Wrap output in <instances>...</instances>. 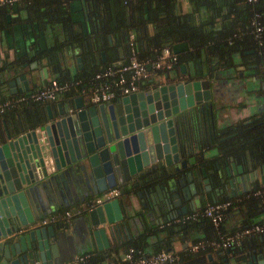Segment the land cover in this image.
I'll return each mask as SVG.
<instances>
[{"label": "water", "instance_id": "water-1", "mask_svg": "<svg viewBox=\"0 0 264 264\" xmlns=\"http://www.w3.org/2000/svg\"><path fill=\"white\" fill-rule=\"evenodd\" d=\"M37 52L31 47L22 54L32 56ZM72 53L66 49L59 53V63H66ZM99 54L104 60V51ZM2 60L0 75L4 78L26 65L25 61L16 63L15 57ZM52 60L51 71L56 72L58 61L54 56ZM75 61L80 67L79 55ZM49 62L47 56L30 61L27 74L34 85L37 78H47ZM15 76L8 84L20 79L22 87L17 90H28L26 75ZM220 78L205 67L197 69L192 64L185 70L180 64L179 73H165L162 81L149 79L146 88L116 100L84 104L78 95L68 104L56 101L55 109L45 103L41 114L29 122L18 121L9 127L3 124L0 264H68L92 240L97 250H103L111 243L129 238L131 232L137 234L146 220L142 214L147 217L150 213L143 212L145 203L141 198L139 204L130 196L128 188L139 181L156 180L145 192L150 209L156 213L166 210L168 218L173 216L171 207H176L177 213L185 212L187 208L181 198H189L187 189L193 187L195 174L189 164H196V159L189 161L183 154L187 142L197 143L206 134L207 126L210 132L219 126L222 108L219 110L216 104V91ZM231 79L223 78L226 87L232 83ZM230 148L234 147L221 151L212 146L203 159L216 157L212 165L217 176L222 173L229 176L231 170L238 173L242 184L245 150L238 154V159H242L239 164L230 162L229 166L228 159L237 155V152L225 155ZM255 152L262 153L259 147ZM259 159L260 156L254 158L252 167L264 184V163H258ZM158 160L159 171L149 172L147 168L154 169ZM219 160L227 163L220 165ZM203 170L201 167L202 175ZM119 184L128 191L125 195L100 202L57 223L41 222L60 206L86 200ZM258 238L261 240L260 235ZM224 252L227 257L224 254L220 264H264V244L241 251L226 248Z\"/></svg>", "mask_w": 264, "mask_h": 264}, {"label": "trees", "instance_id": "trees-1", "mask_svg": "<svg viewBox=\"0 0 264 264\" xmlns=\"http://www.w3.org/2000/svg\"><path fill=\"white\" fill-rule=\"evenodd\" d=\"M84 26L78 28L71 18L68 7L69 0H17L10 4L0 5V27L6 23L5 11L15 8L22 2L28 11L30 24L35 25L46 41L42 49H38L29 58L47 56L53 63V56L58 61L59 68L51 71V77L58 82L79 79L77 85H70L59 95L61 102L71 103L80 92L93 73L101 66L111 63H123L128 54V32L134 34L135 49L138 58H155L164 46L170 48L175 55L176 66L183 60L199 59L206 71L233 66V55L238 53L241 58L263 67L264 65V0H82ZM183 3L186 6L183 8ZM256 26L260 29L256 30ZM182 45L181 47H178ZM126 48V53L123 51ZM78 48V55L86 61L81 68H75L74 73L68 69L59 73L61 68L58 54ZM179 48V49H178ZM104 51L105 59L101 60L99 51ZM28 57V56H26ZM26 58V59H29ZM65 67L67 62L63 63ZM255 69V68H254ZM165 71V70H164ZM163 71V72H164ZM62 72V71H60ZM66 72V73H65ZM162 72V73H163ZM167 72V71H166ZM38 85V87H40ZM37 87V88H38ZM15 96V95H14ZM17 97V96H15ZM13 95L0 98L14 99ZM46 100H25L15 102L0 110V120L12 114L20 116L19 121L29 122L41 114L40 105ZM14 124L18 122L17 118ZM13 125V124H12ZM264 127L252 135L254 151L264 152ZM242 137H246L242 134ZM241 137V138H242ZM240 138V139H241ZM226 144V145H225ZM220 146L221 143H220ZM223 146L234 147L238 153L243 147L235 139ZM264 184L254 185L251 189L235 197L220 198L215 201L229 200L230 206L226 216L218 223V233L209 218L201 213L208 201L196 211V216L183 221H166L145 227L144 232L137 233L123 246L140 249L144 253L160 249L172 251L175 256L173 262L187 258V264L195 263L193 255L203 256L205 251L226 254V248L206 246L198 252L188 250L176 255L172 250L174 240L187 239L189 243L199 240L216 238L217 234L228 235L243 226L257 223L261 225L260 233L244 235L237 243L228 248L245 250L251 246L264 244V192L252 193L255 189H262ZM232 210H241V219L228 225ZM228 225V226H227ZM258 235L262 236L259 240ZM259 243V244H258ZM117 245L106 251L83 252L82 259L77 264H103V259L109 252L116 250ZM111 250V251H110ZM222 251L219 252V251ZM122 252V253H123ZM119 255L114 261L121 259ZM205 256V255H204ZM205 258V257H204ZM171 264V263H170ZM207 264H212L211 261Z\"/></svg>", "mask_w": 264, "mask_h": 264}, {"label": "crops", "instance_id": "crops-1", "mask_svg": "<svg viewBox=\"0 0 264 264\" xmlns=\"http://www.w3.org/2000/svg\"><path fill=\"white\" fill-rule=\"evenodd\" d=\"M82 2H83L82 0H69V2H68L70 16L76 22V26H78V28L84 26L83 25L84 24V22H83L84 9H83ZM185 6H186V4L183 3V8ZM27 17H28V11L26 10V8L24 7L22 2L17 3L15 8H9L5 11L6 23L4 25H2V27L0 28L1 29L0 30V59H2V58L11 59V58L15 57L16 60L19 58L21 60H23L22 58L24 57V55L22 54V51L25 50L26 48L28 49V48L34 47L36 49H42L44 47V44L46 41L42 37L41 32L37 31L35 25H32V24H30V22H28L29 20L27 19ZM181 46L182 45H179L178 47H181ZM72 50H73V53L70 56H67V58H66L67 66L65 67V64H60L61 68L59 69V73H63L64 70H66V69H68V71L70 73H74L75 68H81L84 66V64H86V61L85 62L82 61L81 60L82 58L80 57V64L81 65L79 67L77 65V61H75V56L78 55V53H79L78 48H74ZM123 51L126 53L125 47H123ZM100 58H101V56H100ZM20 59H19V62H20ZM240 59H241V63H244V64L250 62L247 58H241L238 53H235L233 55V63H234L233 66L213 70V71H215V74L217 73L218 75H221L222 76L221 78H225V77L232 78L231 79L232 83L229 85V87H230L229 90L231 92L232 98H230L228 95L229 98H228V101H226V103H225L224 109L222 111V115H220L218 118L221 120L219 123V133H221L222 138L224 135H226L227 131L232 132L235 129L236 125L234 123L243 119L244 116H246V115H248V113L252 112V109L255 110L257 101H258V103H261L264 105V96H262V94L260 93L261 89L259 88V86H261V85L263 86V83L259 78L255 77L253 75L254 69L252 68V65L246 66L243 69H241L242 74H238V76H236L237 78H241L240 81H242V83H243L241 85H240V82H237L235 80L236 78L233 77V75L230 73L231 70L232 71L235 70L237 73V71L239 69L238 68L236 69V65L240 63L238 61ZM2 62H3V60H2ZM180 64L183 65L185 70H188L192 64L197 69L202 68V63L199 59L183 60V61L179 62L176 66L172 65V67L170 69L166 70L167 72L164 71L162 73V77H160V78H155L154 75L149 76L146 79V83L150 82L149 79H152L153 81H156V82L162 81L164 79L165 73H168V74H171V72L179 73L180 72ZM46 67H47V69H49L48 70L49 72L47 74V78L45 79V82L49 77L52 76L50 63H47ZM60 71H62V72H60ZM227 72H229L231 74V76H229L228 75L229 73H227ZM228 82H230V81H228ZM144 84H141V86H143ZM145 87H146V85H145ZM2 91H5V87ZM78 95L81 96L84 104H88V99H87L86 94L82 93V94H77L75 96H78ZM237 98H238V101H242L244 103L237 105L236 104L237 101H234V100H237ZM56 101H61V100H60V98H58L55 101H48V102L42 103L40 105V107H41L40 110H42L45 103H50L51 105L54 106V109H55L56 108V106H55ZM63 103H65V102H63ZM263 108H264V106H263ZM18 114H12L11 116L7 117L6 119H4L2 121L0 120V129H2L3 124H5L8 127L11 126L12 124H14V122H15L14 120H16ZM230 137H232V136H230ZM222 138L220 140H222ZM256 174L258 176H260V174H258V172ZM145 192H146V190L145 191L141 190V195L138 196L137 199L141 197L142 202L144 201V203H145L144 207L146 209H148V208L150 209L151 207H149V205L147 204L146 198H145V196H146ZM86 200H88V199H86ZM86 200L77 201V202H74L72 204L60 206L59 209H57L54 212L46 215V217H45L47 219L46 223L51 222V221L57 223L60 220H63L65 218L67 219V218H72V217H75L77 215H80L84 211L83 208H84V204H85ZM140 202L138 201L139 204H141ZM65 209H69V210L80 209V211L77 212L76 214H72L70 216H65L64 215ZM240 211L241 210H232L230 212L231 213L230 220L228 221L229 226L232 225L233 223H235L236 221H238L239 219H241V217H240L241 212ZM152 212L155 215H151L150 220H152L155 217L159 218L160 213L163 214V211L160 213H156V211L154 209H152ZM50 216H52L51 220L48 219ZM162 218H163V216H162ZM145 222H146V220L144 221L143 224L141 223L143 227L146 225ZM145 227L142 229H139L138 232L139 233L144 232ZM134 236H135V234H133L131 232L129 238L121 240L117 244L111 243L109 245V247H107L103 250H97L95 248V244L92 240L88 243L87 249L83 252H89V251H94V250L95 251H106L109 249L112 250L114 245H117L116 250H113V251L110 250L111 252H109V254L106 253L107 255L103 259V264H108L109 262L118 259L117 257L119 255H121L123 252V246H124L125 241L133 239ZM261 239H262V236H261ZM188 243H189V240L178 238V239L173 241L172 250L176 253L177 256H178L179 252H180V254L183 252L185 254H187V252H185V250H186V246ZM83 252L78 253L74 257V260H72L68 264H77V261H78L77 259L80 256V254H82ZM190 254H187V256H190ZM208 254H210V257L212 259H216L215 258L216 254H214L211 251H207V252L205 251L203 256H201L200 254L193 255V257L195 258L193 260L195 263H193V264H207V263H209ZM226 257H227V253H226ZM186 259L187 258L180 260V261L173 262L171 264H187ZM216 261H217V259H216Z\"/></svg>", "mask_w": 264, "mask_h": 264}, {"label": "flooded vegetation", "instance_id": "flooded-vegetation-1", "mask_svg": "<svg viewBox=\"0 0 264 264\" xmlns=\"http://www.w3.org/2000/svg\"><path fill=\"white\" fill-rule=\"evenodd\" d=\"M2 27V26H1ZM0 27V28H1ZM1 30V29H0ZM30 56L26 57L24 56L21 60L20 58V62L25 61L26 65L24 67H21L20 70L13 72V74H11L10 76H8V78H4L0 75V98L6 95H13V97L20 95L22 92L24 91H18L17 87H22L21 84V80L19 79L17 83L9 85L8 84V80L13 79L14 77H16L15 75H19L20 73H24L26 75V79H27V86H28V90H34L38 87V85H42L43 83H45V79L46 77H42V78H37V84H33V80H30L27 72L29 69V63L32 59L35 58H29ZM29 58V59H26ZM19 59L16 60V63H19ZM240 63L236 65V69L238 68L239 70L236 71L235 70H231V74L233 75V77H235L237 82H240V85L243 84L242 81H240L241 78H237L236 76H238V74H242L241 69H243L246 66H250L252 65V68L254 69L253 75L257 78H259L262 83L263 86H259V88L262 90H260V93L262 94V96H264V70L262 67H259L258 63L254 64L252 62L249 63H241V59L238 60ZM4 63H2V59H0V67L3 66ZM229 73V72H227ZM228 74L229 76H231V74ZM221 76V75H219ZM222 77V76H221ZM29 78V79H28ZM156 82V81H154ZM5 87V91H2ZM229 86L226 87L225 83L223 82V78H220V84L218 87V90L216 91V104L218 105V109L220 110V108H222V111L224 109L225 103L226 101H228V98H232L231 94L229 95ZM27 91V90H25ZM15 95V96H14ZM229 95V97H228ZM245 96V95H244ZM243 99V98H242ZM234 100V99H233ZM237 101L236 104L240 105L243 104L244 102L242 101ZM16 102H21V101H16ZM66 104L67 101H65ZM263 104L258 103V101L256 102V107L255 110L252 109V112L248 113V115L244 116L243 119H241L240 121H237L236 123H234L235 125V129L232 132H226V135L221 136V133H219V126H217L214 130V132H210L208 130L209 126H207L206 129V134L205 135H201L200 139H198L197 143L194 142H187V146L186 149L184 151V158L186 157L189 161L194 157L196 159V164H189V167H194L195 170V174L193 175L192 181L194 182L193 187L189 188V190L187 189V195H189L188 200H183L181 198V203L186 205V211L185 212H181V213H177V208L176 207H171L172 209V215L171 217L168 218L167 214L168 212L166 210L163 211V214L160 213V217H155L152 220H150V216L151 215H155L152 212V209H146L145 207L143 208V212L148 213V216L145 218L144 215L142 214V219L145 218L147 223H146V227H148L149 225H153V224H162L163 222L166 221H170V220H174V221H178L177 219L183 215V214H189L194 210L200 209L203 205H205L208 201H215L217 199L220 198H227V197H235L237 199V197L242 194L243 192L251 189L254 185H260V178L259 176L255 173V168L252 167V162L254 160V158H256V156H260L259 162L258 163H264V161L261 160V158H264V152H262L260 155L256 154V152L254 151V141H256L255 139H251L252 135L255 133V131L258 130V127H264V108H263ZM20 116H17V120L19 121ZM206 124V120L204 122ZM204 125V124H203ZM218 134V135H217ZM242 134L245 135L246 137H242ZM264 134V133H263ZM232 136V137H230ZM242 137V138H241ZM222 138V140H220ZM241 138V139H240ZM235 139L238 141L239 145L243 147L244 151V155L242 158H244V161H242V181H243V185L241 184V180L240 178H237L238 173L233 174L231 172V167L230 169V175L226 176L225 173H222L221 176H217L216 174V169L213 167L212 162L214 160H216V157H212L211 159L208 160H204L203 159V154L206 152V150H210L212 148V146H216L219 150L222 151L223 149H227V147L229 146H223L224 143H230V140ZM220 143L222 146H220ZM242 150V152H243ZM234 152H237L236 150H234L233 148H230L229 150L226 151L225 155H230ZM239 152V151H238ZM236 153V157L232 156L233 158H229L228 159V164L230 162H233L235 165H238L240 160L242 159H238V154ZM231 157V156H230ZM220 161V160H219ZM218 163L221 164H225L227 162L224 161V163H222L221 161ZM161 161H156V166L154 169L151 168H147V170L149 172H158L159 169L161 168L160 165ZM211 164V165H210ZM230 166V164H229ZM201 167H204V174L202 175L201 173ZM153 174V173H152ZM170 175V174H169ZM176 180V179H175ZM154 181H151L149 183L146 182H137V184H133L131 185L129 189L130 196L133 199H136L137 202L139 201V199L137 197L139 196L138 192L141 195V190H146L147 186L149 184H152ZM160 181L163 182L164 181L162 179H160ZM159 181V182H160ZM118 189V194L114 197V198H118L122 195H125L126 192H128L125 188V186L123 185H117L115 186ZM244 187V188H243ZM177 189L179 191V186L177 185ZM96 197V195H93L92 197L88 198V201H93V198ZM127 199V196L125 197ZM147 207V206H146ZM163 216V218H162ZM144 226V227H145ZM143 227V228H144ZM259 244V243H258ZM195 252H198V250H195ZM214 254H216L215 258L217 259H212L211 257H209V261L211 262H215V263H221L223 260L221 259L222 256H224V254H217V252H214Z\"/></svg>", "mask_w": 264, "mask_h": 264}, {"label": "built area", "instance_id": "built-area-1", "mask_svg": "<svg viewBox=\"0 0 264 264\" xmlns=\"http://www.w3.org/2000/svg\"><path fill=\"white\" fill-rule=\"evenodd\" d=\"M14 1L17 0H0V5L10 4ZM259 29L260 27L256 26V30ZM127 40L128 54L126 61L123 63H111L101 66L93 73L92 77L87 81L85 86L81 87L80 92L86 94L89 103L115 100L122 95L144 89L149 85V83H146V79L149 76L154 75L155 78H160L162 77V72L170 69L175 63V55L167 46L162 47L159 54L155 58L143 59L137 57L134 34L132 31L128 32ZM262 68L264 70V65ZM78 83L79 79L67 82H58L55 78H48L45 83L34 90L24 91L14 99H3L0 101V110H2L5 106L15 103L16 101H55L59 98L61 93L68 89L70 85H77ZM141 84L144 85L141 86ZM69 110H71V108H69ZM260 192H264V187L262 189L257 188L252 193L255 194ZM117 194L118 189L116 187L107 188L97 194L96 197L93 198L92 202L86 200L83 209L88 210L100 202L114 198ZM229 206V200L213 201L205 205L201 211L203 215L209 218L216 233H218L217 225L226 216L225 213ZM79 211L80 209H65L64 215L70 216ZM194 216H196V211H192L189 214H183L177 220L183 221L187 218H193ZM48 219L51 220L52 216ZM46 221V218L41 219V222ZM261 231V225L254 223L243 226L241 229L232 234L223 235L219 233L216 238L188 243L187 248L190 251L203 249L206 246L228 248L233 243H237L244 235L250 233H260ZM79 259H82V255H80L77 260ZM174 259V254L169 250L160 249L158 251L144 253L140 249L129 247L122 253L119 261L109 262L108 264H170L173 263Z\"/></svg>", "mask_w": 264, "mask_h": 264}, {"label": "rangeland", "instance_id": "rangeland-1", "mask_svg": "<svg viewBox=\"0 0 264 264\" xmlns=\"http://www.w3.org/2000/svg\"><path fill=\"white\" fill-rule=\"evenodd\" d=\"M173 72H171V75H172Z\"/></svg>", "mask_w": 264, "mask_h": 264}]
</instances>
